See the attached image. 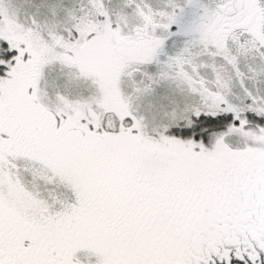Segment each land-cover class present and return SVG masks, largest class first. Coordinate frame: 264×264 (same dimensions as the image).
I'll return each mask as SVG.
<instances>
[{
	"label": "snow or ice",
	"instance_id": "obj_1",
	"mask_svg": "<svg viewBox=\"0 0 264 264\" xmlns=\"http://www.w3.org/2000/svg\"><path fill=\"white\" fill-rule=\"evenodd\" d=\"M0 264H264V0H0Z\"/></svg>",
	"mask_w": 264,
	"mask_h": 264
}]
</instances>
